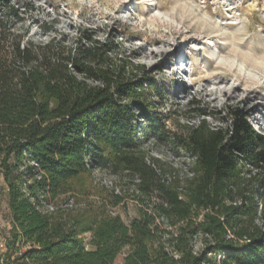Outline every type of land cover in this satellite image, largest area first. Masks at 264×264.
I'll use <instances>...</instances> for the list:
<instances>
[{
    "label": "trees",
    "instance_id": "trees-1",
    "mask_svg": "<svg viewBox=\"0 0 264 264\" xmlns=\"http://www.w3.org/2000/svg\"><path fill=\"white\" fill-rule=\"evenodd\" d=\"M32 7L0 0V193L10 216L0 264H114L125 248L124 264H264V131L238 108L211 127L213 113L197 108V125L169 133L152 110L153 79L118 57L124 45L87 30L71 44L34 41L17 29ZM151 139L188 153L189 172L150 157ZM95 169L131 177L136 218L124 223L105 202L39 211Z\"/></svg>",
    "mask_w": 264,
    "mask_h": 264
},
{
    "label": "rangeland",
    "instance_id": "rangeland-1",
    "mask_svg": "<svg viewBox=\"0 0 264 264\" xmlns=\"http://www.w3.org/2000/svg\"><path fill=\"white\" fill-rule=\"evenodd\" d=\"M24 1L33 7L26 12L20 9L24 21L17 29L28 30L34 41L63 36L71 44L81 31L87 30L93 32V40L108 39L115 47L124 45L118 57L141 67L153 79L160 96L153 98L152 110L169 133L185 134L187 127L197 125L201 118L192 112L197 108L213 113L206 118L211 127H225L220 116H226L228 109L238 108L248 114L257 132L264 131V0H15V3ZM157 11L173 18L172 26ZM51 22L54 28L42 33L40 26ZM190 39L193 42L187 43ZM175 46H180L179 53L175 59L167 60V54ZM144 145L149 156L165 164L164 168L189 172L192 157L177 145L160 139L147 140ZM2 186L0 180L1 190ZM72 187V192L48 201L53 206L52 211L46 209L49 214L67 215L105 202L111 215H118L128 224L141 207L132 179L125 174L92 170ZM115 198L120 201L113 205ZM106 199L110 201L107 203ZM9 230V210L1 191L0 253L5 250ZM81 238L87 244L90 234ZM199 244L197 238L195 251ZM126 251L127 248L114 264H124Z\"/></svg>",
    "mask_w": 264,
    "mask_h": 264
},
{
    "label": "bare ground",
    "instance_id": "bare-ground-1",
    "mask_svg": "<svg viewBox=\"0 0 264 264\" xmlns=\"http://www.w3.org/2000/svg\"><path fill=\"white\" fill-rule=\"evenodd\" d=\"M157 14L158 15H161L163 18H165V19H167V21L168 22H171L170 24H171V26H172V24L174 23V19L173 18H171V17H169V15H162V14H160L158 11H157ZM163 20V19H162ZM190 42H193V40L192 39H190L187 43H190ZM187 43H184V44H187ZM179 50H180V46H175L174 47V49L172 50V51H170L167 55H168V57H167V60H173V59H175L176 58V56H177V54L179 53ZM216 63H218V62H216ZM228 65V64H227ZM238 67V66H237ZM256 67V66H255ZM240 68V71H242V67H239ZM246 76V75H245ZM248 77H251L249 74H248ZM246 80V79H245ZM251 80H252V82H254V78L253 77H251ZM251 82V83H252Z\"/></svg>",
    "mask_w": 264,
    "mask_h": 264
},
{
    "label": "built area",
    "instance_id": "built-area-1",
    "mask_svg": "<svg viewBox=\"0 0 264 264\" xmlns=\"http://www.w3.org/2000/svg\"><path fill=\"white\" fill-rule=\"evenodd\" d=\"M86 167L89 168L88 165H86ZM95 170H97V169H95ZM37 179H39V178H37ZM46 209H49V210L52 211L53 210V206L51 204H49L48 202H44L43 205L39 208V211L42 214H49Z\"/></svg>",
    "mask_w": 264,
    "mask_h": 264
}]
</instances>
